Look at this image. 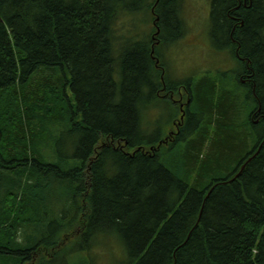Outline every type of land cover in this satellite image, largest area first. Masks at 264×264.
<instances>
[{
    "label": "trees",
    "instance_id": "1",
    "mask_svg": "<svg viewBox=\"0 0 264 264\" xmlns=\"http://www.w3.org/2000/svg\"><path fill=\"white\" fill-rule=\"evenodd\" d=\"M182 2L0 0V264H68L70 247L92 264L102 234L119 264H264V0L209 10L252 105L246 151L227 78H167L157 45L184 37ZM138 11L150 38L116 45ZM165 95L180 132L149 142L143 113Z\"/></svg>",
    "mask_w": 264,
    "mask_h": 264
},
{
    "label": "rangeland",
    "instance_id": "2",
    "mask_svg": "<svg viewBox=\"0 0 264 264\" xmlns=\"http://www.w3.org/2000/svg\"><path fill=\"white\" fill-rule=\"evenodd\" d=\"M183 4L182 14L187 22L184 38L178 43L175 41L173 44L159 43L157 45L162 56L167 78L172 81L200 78L203 75L212 77L217 75L215 76L217 78L222 75V77L227 78L229 81L226 88L227 96L236 97L238 100L236 102H239V108L237 109L239 115L235 117V122H232L233 124L230 126L234 132L244 138L246 143L245 145L243 144V148H245L246 151L254 145L253 142L255 141L253 131L251 130L252 126H250V131L248 129L250 119L247 118V114L252 105L247 96V89L241 87L238 85L237 81H235V72L240 68L237 57L235 58L234 54L229 50H216L212 46L209 22L211 0H183ZM145 18L147 20L151 19V15L145 16L141 11H138V13L130 16H123L119 19V34H117L116 45L125 43L127 45L130 41L137 39H149L152 28H150L148 22H144ZM155 30L157 31L156 27ZM237 75L243 78L240 71L237 72ZM221 86L222 83H219V91ZM162 93L164 95V92ZM172 98L173 101L178 99L175 95L172 96ZM184 103L185 107H187V102L184 101ZM181 105L182 103H180V106ZM176 114H179L176 103L166 98V95L151 103V106L147 107L144 111L142 119V124L145 128L143 133L146 135L147 141H157V139L166 132H174L176 135L179 134L180 129L174 124ZM177 118H179V116H177ZM180 118L184 119V116L180 114ZM211 129L213 130L214 127ZM243 132H245L244 136ZM182 133H184V131ZM213 138V136H210L205 143L203 155L207 147L210 146ZM186 142L187 141L183 140L181 142L182 146L185 145ZM95 241L96 243L91 249V253L88 254L91 257L90 260L92 264H119L123 261L122 257L120 258L116 239L102 234L97 240L95 239ZM73 250L74 248L70 247L71 252H69L71 253V260L68 264H79L81 261L80 259H87L85 255L81 258V253ZM34 260H36V258L34 259L33 255L32 261H23L20 262V264H33Z\"/></svg>",
    "mask_w": 264,
    "mask_h": 264
},
{
    "label": "bare ground",
    "instance_id": "3",
    "mask_svg": "<svg viewBox=\"0 0 264 264\" xmlns=\"http://www.w3.org/2000/svg\"><path fill=\"white\" fill-rule=\"evenodd\" d=\"M177 2V1H176ZM263 2V1H262ZM230 3V2H229ZM158 19L156 18V21H157ZM156 23V22H155ZM157 27V26H156ZM154 49V48H153ZM157 61V63H159L160 62V60L159 59H157L156 60ZM165 67V66H164ZM30 259V258H29Z\"/></svg>",
    "mask_w": 264,
    "mask_h": 264
}]
</instances>
